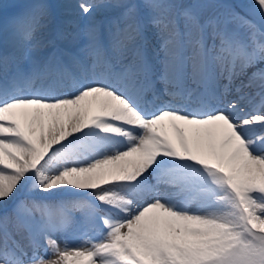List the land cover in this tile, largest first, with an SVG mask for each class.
Masks as SVG:
<instances>
[{
	"label": "bare ground",
	"instance_id": "obj_1",
	"mask_svg": "<svg viewBox=\"0 0 264 264\" xmlns=\"http://www.w3.org/2000/svg\"><path fill=\"white\" fill-rule=\"evenodd\" d=\"M119 2L59 0L53 26L29 24L10 55L0 52V71L10 57L35 61L8 91L0 87V264L96 257L105 243L85 247L69 239L85 233L68 228L85 208L96 212L97 192L109 193L98 210L111 218L101 238L112 230L138 247L197 248L236 229L206 201L212 186L198 169L238 173L264 189L263 47L255 59L238 42H209V29L183 46L157 20L104 43L86 26L81 57H51L57 13L68 22L75 14L96 19ZM140 73L158 81L143 86ZM29 210L42 221L29 227Z\"/></svg>",
	"mask_w": 264,
	"mask_h": 264
},
{
	"label": "rangeland",
	"instance_id": "obj_2",
	"mask_svg": "<svg viewBox=\"0 0 264 264\" xmlns=\"http://www.w3.org/2000/svg\"><path fill=\"white\" fill-rule=\"evenodd\" d=\"M58 1L0 0V30L3 32L0 41L6 49L11 51L16 40L21 37L23 27L38 21L55 24L54 10ZM125 7H128L127 10H124ZM11 13L20 18L5 23L7 14ZM56 15L59 24L71 27V32L65 33L67 37L61 39V46L70 51L67 52L68 55L63 52V55L71 58L73 54L82 55V49L88 44L84 43L85 34L89 31L85 29L86 26L97 37L102 24L106 31L112 28L116 31V27L122 26L128 33L135 26L157 20L169 25L171 31L176 28L179 34L185 36L186 45L194 43L205 29H209V42L214 40L233 45L235 41L250 47L264 46V0H120L113 11L102 16L100 14L96 19L75 14L68 22L61 19L60 14ZM68 15L70 14L67 13ZM107 18L111 22L107 23ZM117 33L119 32L111 36L114 37ZM169 35L168 38L172 39L173 35ZM102 37L105 38V35ZM51 44L56 45L55 41H51ZM18 60H22L23 67L26 66V58ZM219 171L218 167L214 171L201 168L195 173L204 178V183L212 186L206 201L224 210V219L236 226L235 230L225 233L216 241H209L197 248L161 247L157 244L138 247L118 237L112 230L108 231L107 237L101 238V232L109 227L107 221H111L110 216L98 212L109 195L105 191L93 194H101L93 204L96 212L90 215L89 208H85L75 217V227L68 228L71 232L81 229H92L93 232L83 240H78L75 234H71L69 239L80 241L90 248L98 238L100 243H105L97 256L88 258L84 264H264V189L249 186L239 179L238 173L232 178ZM256 189L261 191V195L254 201L249 195ZM41 214V211L36 213L29 210L26 221L28 226L41 222ZM71 247L79 250L81 245Z\"/></svg>",
	"mask_w": 264,
	"mask_h": 264
}]
</instances>
